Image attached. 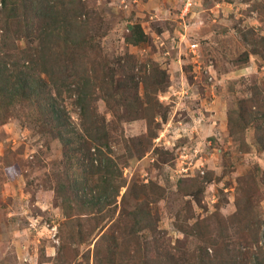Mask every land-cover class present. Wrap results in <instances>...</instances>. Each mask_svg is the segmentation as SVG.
I'll return each mask as SVG.
<instances>
[{"label": "rangeland", "instance_id": "1", "mask_svg": "<svg viewBox=\"0 0 264 264\" xmlns=\"http://www.w3.org/2000/svg\"><path fill=\"white\" fill-rule=\"evenodd\" d=\"M49 1L57 6L60 3ZM82 3L87 13L82 20L87 24L79 32L75 28V35L76 40L87 39L88 47L94 45L92 59L99 58L113 75L120 58L124 59L127 53L134 55L143 77V65L148 70L164 71V90L155 94L151 84L145 90L141 79L139 92L149 100L141 107L143 117L133 121L119 122L103 100L95 103L106 125L115 120L110 127L114 151L110 155L119 169L115 171H121L127 182L117 196L113 219L81 206V210L71 212L72 218L78 217L71 222L76 223L72 239L68 238L71 230L65 226L70 219L69 207L61 195H71L78 203L79 195L83 197L82 182L87 178L68 162L61 142L51 130L44 131L37 122V110H23L17 104L16 110L8 113L0 122V264H94L101 230L107 231L119 223L121 216L131 224L129 211L140 207L139 202L147 196L153 215L159 216L156 225L161 233L157 239L161 245L172 247L180 263L197 264L200 247L208 246L212 255L213 247L222 249L223 256H233L241 250L237 262L253 264L254 253L264 248V150L255 139L256 124L250 123L240 132L236 125H230L229 119L230 114L235 117L241 107L247 111L255 102L264 108V47L256 44L257 36H243L254 31L259 39L264 38V0ZM55 24L44 25L42 31L44 36L53 28L60 29L61 38L51 35L53 42L41 37L36 40L37 36L28 35L24 26L13 25L12 40L3 47L15 44L23 50L39 44L45 47L47 43L67 46L65 37L70 26ZM136 25L141 26L147 38L134 45L128 38ZM56 32L55 29L53 33ZM1 35L0 30V40ZM193 44L197 46L192 50ZM257 48L260 51L255 52ZM16 56L18 63L20 58ZM244 56L249 58L247 63H243ZM15 63L12 58L8 69L13 70ZM56 100L66 109L74 127L81 130L80 109L74 103V95L66 94ZM155 101L161 104L160 112L153 110ZM154 116L155 121L150 123ZM81 142L73 148L76 162L80 154L84 155L85 145ZM143 145L149 148L140 158L137 153ZM207 174L211 180L199 194V202L185 194L194 180ZM248 174L253 177L248 181L252 187V215L259 217L251 233H242L244 227L233 220L237 202L242 203L238 194L240 182ZM90 181L97 182L95 178ZM76 184L80 188L78 197ZM145 206L142 207L147 209ZM254 235L257 238L253 241ZM116 236L123 245L117 250L116 264H140V259L156 255L152 250L155 235L140 232L137 243L129 244L130 252H126V237L122 233ZM140 240L144 241L146 252L143 246L138 247ZM245 243L249 245L245 247ZM103 244H99L100 250ZM135 251L138 252L133 255Z\"/></svg>", "mask_w": 264, "mask_h": 264}, {"label": "trees", "instance_id": "2", "mask_svg": "<svg viewBox=\"0 0 264 264\" xmlns=\"http://www.w3.org/2000/svg\"><path fill=\"white\" fill-rule=\"evenodd\" d=\"M59 2L57 6L51 4L49 0H0V30L3 34L0 40V122H4L8 113L11 114L16 110L17 104H20L23 110L26 108L37 110V122L42 124L44 131L46 128L51 130L61 142L64 156L68 162L73 168L79 169L84 178H87V181L82 182L83 197L79 195L81 200L78 203V199L71 195H61L62 202L67 203L69 207L67 214L70 219L68 218L65 226H68L66 229L71 230L68 232V238L72 239L71 232H75L76 226L74 225L76 223L75 221L71 222L74 220L73 218H78H72L71 212L74 210H81L82 207L92 212L105 214L106 218L111 217L110 220L114 218L117 210V196H119L121 188L126 186L127 181L122 178L121 171L117 172L119 169L115 165L114 158L110 155L114 153L111 149L113 135L110 127L115 123V120L124 122V119L133 121L143 117L141 107L146 103L145 100L149 99L146 97L144 99L141 96L140 81L143 80L145 90L151 84L155 94H158L164 90L161 81L165 73L159 68L148 70L146 65H143L142 69L145 73L143 77L134 55L127 53L124 59L120 58L114 74L111 75L110 68L106 69L101 65L99 58L92 59L91 55L95 54L94 45L88 47L90 43L84 38L76 40L75 28L79 29L77 31L79 32L80 28L87 24V21L82 20V17L87 14L82 0H60ZM60 15L63 16L62 20ZM51 22L57 23L55 24L57 27L61 23H64V26H70L71 29L67 28V37H65L67 46L60 45L59 47L57 44V47H54L47 43L45 47H41L39 44L38 47H26L23 50H19L15 44H13L14 47H3L12 40L13 31L11 28L13 25L24 26L28 35L37 36L36 40L41 37L43 41L53 42L51 35H56L60 39L62 31L57 28H53L44 36L42 35L44 25H49ZM55 29L57 32L53 33ZM130 33L128 41L134 45L144 42L147 38L140 25L132 27ZM253 35L257 36L256 44L259 47H264V38L259 39L254 31L243 36L247 39ZM69 40L72 41L70 46H68ZM95 47L98 46L95 45ZM257 51L260 49L257 48L255 52ZM18 52L19 55L16 56ZM15 56L20 58L18 63H15ZM12 58L15 63L13 70L8 69L11 66ZM242 60L243 63H247L249 58L244 56ZM147 73L149 74L147 75ZM66 94L75 97L74 103L80 109L81 130L74 127L67 116L66 109L60 107V104L56 102L57 98L63 99ZM98 100H103L110 108L109 110L116 114L114 115L116 119L110 125H106L105 121L100 119L95 105ZM255 103L257 104V102ZM256 104L247 111L241 107L235 117L230 114L229 122L230 125H236L240 132L246 130L250 123L256 124L255 139L264 150V108L256 106ZM152 106L154 111L160 112L161 104L158 101H155ZM121 110L124 112L122 113ZM164 118L166 119L165 116ZM154 119L155 116L150 123L154 122ZM155 136L156 134L151 136V141ZM81 141L85 145L83 147L84 155L80 154L76 162L73 148L77 143H82ZM148 148L143 145V149L137 153L138 157L141 158L145 155ZM87 173L88 175H86ZM90 178H95L97 182H91ZM251 178H253L251 174L246 175L241 180V186L238 189L242 203L237 202V210L234 214L236 220L233 221L244 227L242 233L247 231L251 233V228L253 229V224L259 217L252 215L254 209L251 198L252 187L248 182ZM210 180L209 174L203 179L194 180L185 194L193 196L199 202V194L203 193L206 183ZM244 183L248 185L245 187ZM150 186L153 187V183ZM141 188L147 187L142 186ZM154 188L164 191L160 185H154ZM79 189L76 184L75 195L77 197ZM148 199L149 196L146 197V200L139 202L140 207L129 211L128 219L131 224L126 223L121 216L119 223L111 225L107 231L101 230V235L96 242L94 264H116L117 255L119 256L117 250L123 248V245L118 243L117 233H122L126 237L125 240L128 242L126 252H130V245L137 243L140 232L155 235L152 250L156 252L152 258L140 259V264H182L176 260V252L172 250V247L168 248V246L159 243L161 231L156 225L159 216L158 214L153 215ZM80 203L81 205H79ZM144 205L147 209L142 207ZM113 207L114 209H109ZM256 238L254 235L253 241ZM101 242L104 244L100 250ZM245 244V247L249 245V243ZM215 245L217 246L218 243L215 242ZM142 246L144 247V241L140 240L138 247ZM213 248L214 255L210 254V247H200L197 264H246L244 260L237 262L241 250L234 252L233 256H223L220 254L222 249ZM144 251L146 252V246ZM137 252L135 251L133 255ZM253 256L256 258L253 264H264V248H261L260 252H255Z\"/></svg>", "mask_w": 264, "mask_h": 264}, {"label": "built area", "instance_id": "3", "mask_svg": "<svg viewBox=\"0 0 264 264\" xmlns=\"http://www.w3.org/2000/svg\"><path fill=\"white\" fill-rule=\"evenodd\" d=\"M0 5H1V3H0ZM196 46H197L196 44H193V45L191 46L192 50H193ZM192 50H191V51H192Z\"/></svg>", "mask_w": 264, "mask_h": 264}]
</instances>
